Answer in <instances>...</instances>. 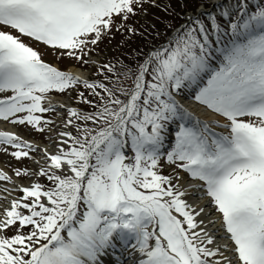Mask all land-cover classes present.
Returning a JSON list of instances; mask_svg holds the SVG:
<instances>
[{"label": "snow or ice", "instance_id": "1", "mask_svg": "<svg viewBox=\"0 0 264 264\" xmlns=\"http://www.w3.org/2000/svg\"><path fill=\"white\" fill-rule=\"evenodd\" d=\"M148 8L171 0H0V122L52 146L0 131V155L32 165L0 169V264H264V0L102 59ZM188 95L223 132L188 122Z\"/></svg>", "mask_w": 264, "mask_h": 264}, {"label": "trees", "instance_id": "2", "mask_svg": "<svg viewBox=\"0 0 264 264\" xmlns=\"http://www.w3.org/2000/svg\"><path fill=\"white\" fill-rule=\"evenodd\" d=\"M168 3L169 0H166ZM208 3V0H189L188 10L195 9L199 3ZM184 0H171L172 10L165 13L156 8L147 9V20H142L140 15L136 18L130 20L129 25L135 27L138 32L143 33V35H135L130 37V42L126 40V43L123 45V49L120 51V57L125 61V63H130L135 54L143 50L148 51L153 42L160 43L166 39L165 33L171 34V30L167 29L168 24L176 26L183 21L185 16V9L183 7ZM163 4V2H162ZM150 20H155L156 28L158 27L160 36L157 37L156 33H153V29L150 26Z\"/></svg>", "mask_w": 264, "mask_h": 264}, {"label": "rangeland", "instance_id": "3", "mask_svg": "<svg viewBox=\"0 0 264 264\" xmlns=\"http://www.w3.org/2000/svg\"><path fill=\"white\" fill-rule=\"evenodd\" d=\"M217 1L219 3H222V0H210V3H211L210 8H204L203 5H199L198 4L197 5L198 10L199 11H205L206 13L210 12V11H217L218 12L219 10H215L214 9L215 2H217ZM162 2L164 3V2H167V1L166 0H162ZM219 3H216V5L219 4ZM185 15H194V14L191 11H185ZM153 25H155V28H153ZM150 26L153 29V33H157L159 31H161L158 27L156 28L155 20H151L150 21ZM118 34L119 33H114V37H115L114 39L109 40V39L106 38L100 44L99 50H100L101 53L104 54L102 59H107V60L113 59V57L117 56V53L119 54V49L122 47V45H124L126 43V40H128V42H130L131 39L129 38V36H127L126 34L118 36ZM33 46H35V45H33ZM41 51H44V49L42 47H41ZM114 55H116V56H114ZM44 59L47 62H49V63H54V62H55L54 64L58 63L55 60V57L50 52L46 53L44 55ZM59 66L62 67V68L66 67L70 71H71V68L74 67L73 63L71 61H68V60H65L64 63L60 64ZM62 98H59V99L58 98H54V101L58 102V103H62V104H64V103L73 104L74 103L72 100H69V99L66 100V96H62ZM179 99H181V98H179ZM58 111H60V110L58 109ZM53 118H54V116H53ZM194 122H195V124L197 123V121H194ZM202 123H208L209 126L212 127L213 130H215L216 132H223L224 131L222 128L216 127L215 124H213L212 122L205 121V122H202ZM222 123H223V120H222ZM17 127L19 129L20 134L25 135V137H34V138L38 139V141H39L41 139H44V136H46V135H40V134L35 133V132H30L29 129H25L22 126H17ZM0 159L8 167V169H10V168H24V167L31 168L32 167L31 162L27 161V160H25L23 162H17L14 159H12L10 156H6V155H0ZM170 171H171L170 168H165L164 169V173L165 174H168ZM9 175H11L10 171H9ZM34 179H36V178H34ZM7 186H11V184H8Z\"/></svg>", "mask_w": 264, "mask_h": 264}, {"label": "bare ground", "instance_id": "4", "mask_svg": "<svg viewBox=\"0 0 264 264\" xmlns=\"http://www.w3.org/2000/svg\"><path fill=\"white\" fill-rule=\"evenodd\" d=\"M71 71L76 72L77 74H79V70L75 67L71 68ZM63 99V98H62ZM66 100H68V98L66 97ZM185 102H187L185 110L187 112H189L191 114V117L189 120H193V121H200V122H212L215 120H220V122L222 123V120L215 115L214 113H212L210 110H207L205 108H203L201 105H199L198 103H196L193 100H190L188 97H186L184 99ZM57 105H60L62 103H58L55 102ZM61 112L63 111L62 108L59 109ZM0 130H8V131H14V129H11L10 126L5 125L4 123H0ZM27 139H29L28 137H26ZM48 139L47 136H44V140ZM43 140V142H45ZM37 143V145H39L41 148L44 147H49V150H52V146L50 145V142L48 140V142L46 144H44L42 141H35Z\"/></svg>", "mask_w": 264, "mask_h": 264}]
</instances>
